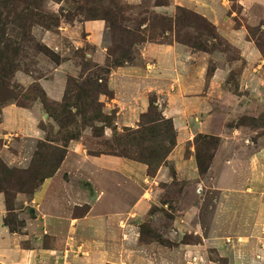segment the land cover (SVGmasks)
I'll return each instance as SVG.
<instances>
[{
  "label": "rangeland",
  "instance_id": "obj_1",
  "mask_svg": "<svg viewBox=\"0 0 264 264\" xmlns=\"http://www.w3.org/2000/svg\"><path fill=\"white\" fill-rule=\"evenodd\" d=\"M15 1L0 43V194L12 207L5 210L9 227L20 229L19 214H32L31 190L63 148L58 168L76 159L81 166L72 154L63 162L74 144L88 156L126 149L138 157L131 138L144 130L126 131L129 115L112 130L122 116L116 99L144 100L145 111L153 99L148 116L158 119L145 128L166 129L161 111L178 130L201 125L172 160L167 149L149 158L148 174L160 166L165 174L145 194L147 211L122 220L125 263L264 264V0ZM28 10L33 19L25 27ZM150 45L168 50L153 51L146 62L141 53ZM156 60L163 66L154 88L146 79ZM127 66L148 71L131 76L129 91L110 82ZM39 96L48 109L42 106L32 138L17 108Z\"/></svg>",
  "mask_w": 264,
  "mask_h": 264
},
{
  "label": "crops",
  "instance_id": "obj_2",
  "mask_svg": "<svg viewBox=\"0 0 264 264\" xmlns=\"http://www.w3.org/2000/svg\"><path fill=\"white\" fill-rule=\"evenodd\" d=\"M207 16L211 17L209 14ZM93 22L98 26L103 25L100 20L89 23ZM96 29L98 31L100 28ZM96 38L94 36L95 44L98 45ZM159 48V51L168 50L158 46H146L141 53L142 59L147 62L152 58L153 51ZM175 48L179 54L185 52L183 46L176 45ZM156 63L158 64L153 70L154 73L150 72V77L146 79L148 85L152 84L154 88L158 83L156 76L162 73L160 68L163 66L159 60ZM144 72H148L147 68L138 72L135 66L122 67L114 72L115 77H110V82H117L120 89L129 91L132 88L131 76L135 77ZM120 77L128 79V82L120 81ZM135 101L136 99H128L127 102L116 99L118 118L122 114L115 122L116 128L120 127L119 121L128 115L127 120L131 123L122 125L136 127L138 118L135 117L145 112L147 102L140 100L137 105ZM122 108L127 111L124 112ZM17 109L22 117L20 121L23 119L22 122H25V130L29 127L31 135H26L38 137L36 127L43 119L41 102L36 101L30 108L19 106ZM34 113L38 116L34 117ZM162 113L166 116L164 111ZM200 125L189 123L180 130L174 126L176 144L168 155L169 160H172L175 150L180 152L184 148L190 140V134L196 132ZM69 149L63 162L72 154V157H77L83 163L80 166L77 159L76 166L62 163L53 176L39 185L30 198L32 214H19L24 222L21 231H12L4 223L5 198L0 194V264H126L123 245L127 227H124L122 220L126 213L136 219L142 212L147 211L150 201L145 194H149L152 182L161 180L165 167H158L150 176L148 166L142 162L116 155L88 156L78 144ZM188 172L195 174L193 170ZM131 184L134 185L132 191ZM17 199L22 197L18 195ZM79 209L81 212L76 213ZM129 235L133 238L135 231H130ZM142 263L151 264L150 261Z\"/></svg>",
  "mask_w": 264,
  "mask_h": 264
},
{
  "label": "trees",
  "instance_id": "obj_3",
  "mask_svg": "<svg viewBox=\"0 0 264 264\" xmlns=\"http://www.w3.org/2000/svg\"><path fill=\"white\" fill-rule=\"evenodd\" d=\"M16 7H17V5H16V1L15 0H0V43H1V40L4 38V35L2 33L6 29V25L8 23V20L14 14V12L12 10L14 8H16ZM23 13L25 15L29 16L31 14V11L28 10L27 12H23ZM27 16L22 18L23 22H24L23 25L25 27L26 26L28 27L30 21L33 19V17H31V16H29V17H27ZM207 23L209 24V26L212 27V29H215V25L213 23H211L210 21L207 22ZM57 25H58V23H57ZM193 46L195 47V45H193ZM45 48H46V45H45ZM115 64H116V66H120L121 65V63H115ZM108 93H109V91L106 90V94L107 95H109ZM151 100H152V102H151ZM36 101H40L42 106H43V108L45 107L46 109H48L47 101H49V100H47L46 96H39V98L35 97L34 101H32L33 103L31 102L28 105H22V104H18V105L21 106V107L30 108ZM153 104H154V100L150 99L149 100V105H148L150 107V109L148 107L147 111H145V112H143V113H141L139 115L138 123L136 125V127L137 126L138 127L142 126L144 132L147 131V133L144 134V132H141L139 137L135 136V137L131 138V146H134L136 148H140L139 149V156L135 157L132 154H129L125 148H124L125 149V153H119V154L114 153L115 155L142 162V163L146 164L148 167H150L152 164L150 163L149 158H151V157L155 158L157 156H160L162 154V150L163 149H167V153H169L173 149V147L176 144V131H175L172 119L168 118V117H165L163 115L162 111L160 112V117H161V119H163L165 121L164 126L166 127V129H164L162 131L160 129L159 130L152 129V126H149L147 128H145V126H143L145 124H148V122H154L155 120L158 119V118H155L153 116H148L149 115L148 114L149 110L151 111V108L153 107ZM63 112H64V110H63ZM61 117H62L61 114H56V117H54V118L56 120H59ZM145 117L147 118V121L143 120V118H145ZM92 118H94V116ZM42 129L44 130V128H42ZM112 130L116 131V127L112 128ZM133 130H137V128L134 129V127H127V129H126V131H130V133ZM153 139L159 140L160 143H159L158 147H149V146L145 145V142H149L150 140H153ZM163 142H166L167 145H164ZM116 143L118 145H121L119 140L116 141ZM166 146H168V147H166ZM55 150L56 149H53V152ZM65 152L66 151L63 148L61 154L58 157L57 162L54 164V167H52L51 172L41 176V178L39 179L38 184L35 185L34 188L31 190V195L35 192V190L39 187L38 185H40L43 182L44 179L50 177L52 174L55 173V170L58 168L60 162L62 161ZM89 154L96 155V154H93V153H89ZM166 158H167V156H166ZM164 159H165V157H164ZM159 165H161V164L160 163L157 164V167ZM7 201L8 200L6 199V202H5L6 203V207H7L8 210H10V209H12V207L9 205V203ZM4 223L8 227L10 226V222H9V220L7 218L4 219ZM23 225H24V222L22 221L20 223V229H14V228H11V227H9V228L12 231H21Z\"/></svg>",
  "mask_w": 264,
  "mask_h": 264
}]
</instances>
